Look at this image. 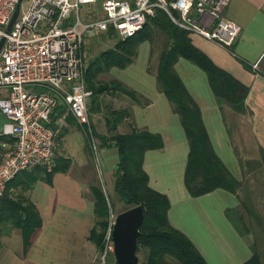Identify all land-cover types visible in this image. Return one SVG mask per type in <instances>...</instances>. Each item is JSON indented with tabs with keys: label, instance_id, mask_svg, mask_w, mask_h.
Returning <instances> with one entry per match:
<instances>
[{
	"label": "crops",
	"instance_id": "1",
	"mask_svg": "<svg viewBox=\"0 0 264 264\" xmlns=\"http://www.w3.org/2000/svg\"><path fill=\"white\" fill-rule=\"evenodd\" d=\"M102 1L96 0L92 4L96 14L99 13L96 17L102 15ZM263 1L230 0L225 9V17L241 27L234 45L236 54L200 35L189 33L193 44L216 65L250 87L245 113H236L228 106L223 109L220 107L208 76L200 67L185 58H180L175 64V71L201 108L214 149L232 174L245 182L253 204L262 217L264 202L258 198L260 191H264V164L257 162L262 160L264 151V75L247 68L245 63H264ZM142 47L145 56L138 59ZM157 65L158 58L152 59L150 45L143 42L132 64L125 69L110 70L113 78L149 100L147 105H138L130 100L126 107H129L131 117L118 127L122 125V133L129 132L131 127H137L161 135L163 147L144 153L143 169L148 175L149 186L169 199V223L193 241L209 264H243L252 256V246L258 236L264 240V227H257L253 220L249 225L254 227L248 233L240 234L227 217L228 209L240 207L241 192L240 197L224 189H216L199 197L190 195L185 184L189 141L179 116L172 112L165 95L157 91ZM64 107L65 111L60 114L53 111L51 126H54L57 133L65 129L60 142H55V156L67 158L69 167L66 172H54L50 182L44 178L36 180L24 193L36 206L41 217V227L26 250L20 229L2 228L4 232L0 237V264L96 262L97 248L88 239L95 222L90 191V185L93 184L91 182L95 181L91 156L85 133L79 125L67 121L70 111ZM6 121V117L0 112V135L3 134ZM9 138L12 141L5 144L12 145L13 138L8 136L7 139ZM102 149L105 168L115 173L117 149L113 146ZM247 161L254 162L247 167L244 166ZM30 170L32 168L26 171ZM19 177L23 175L20 174ZM10 188H15L17 194L22 187L17 185Z\"/></svg>",
	"mask_w": 264,
	"mask_h": 264
},
{
	"label": "trees",
	"instance_id": "2",
	"mask_svg": "<svg viewBox=\"0 0 264 264\" xmlns=\"http://www.w3.org/2000/svg\"><path fill=\"white\" fill-rule=\"evenodd\" d=\"M143 42H148L151 53L158 51L155 73L157 91L165 95L172 112L179 116L189 141L185 184L190 195L199 197L216 189L227 190L237 194L238 197H240L239 192L244 193V196L240 197V207L228 209L227 217L240 234L248 233L251 229L249 223H246V216L254 220L257 227L263 229V217L253 204L249 188L244 181L232 174L214 149L201 108L175 71V64L180 58H185L200 67L207 74L211 89L222 109L228 106L236 113H245L250 87L229 71L216 65L208 55L197 48L189 33L173 23L163 9L155 8L154 14L147 17L140 30L123 40L117 39L112 47L102 50L89 59L85 74V82L91 90L89 115L90 112L98 111L96 106L98 97L107 92L124 95L138 105L149 103L146 97L116 78L107 82L100 79L113 68L125 69L132 64ZM245 66L253 69L248 63H245ZM258 72L264 75V63L259 65ZM54 111L60 114L65 111V107L57 105ZM130 117L129 107L111 109L105 122L109 132L114 133L101 134L94 129V126L92 127L101 148L113 146L117 149L118 162L114 173V189L119 199L126 208L133 206L142 208L144 218L139 228L136 255L140 251L143 252L144 264H209L193 241L169 223L168 197L148 184V175L143 169V156L148 150L163 147L161 135L137 127H131L126 133L118 132V125ZM67 121L83 128L87 149L90 150L85 128L71 113ZM51 127L54 129V126ZM64 130L58 131L56 140L62 136ZM2 152L0 148V157ZM262 160L264 161V151ZM262 160L257 163L264 164ZM54 162L49 169L35 166L30 171H22L8 183L4 195L0 198V237L4 232L2 228L20 229L25 250L31 245L34 234L41 227L42 222L36 206L24 193L36 180L44 178L50 182L54 172L67 171L69 167L67 158L57 155ZM252 162L254 161H247L244 166L250 167ZM20 174L23 177L18 178ZM17 185L22 187L20 192L15 195L6 194L10 187ZM90 191L93 196L95 222L88 239L97 249H101L102 238L108 224L109 206L105 193L98 185H90ZM262 241L259 245V241L256 240L252 246V256L243 264H263L264 240Z\"/></svg>",
	"mask_w": 264,
	"mask_h": 264
},
{
	"label": "built area",
	"instance_id": "3",
	"mask_svg": "<svg viewBox=\"0 0 264 264\" xmlns=\"http://www.w3.org/2000/svg\"><path fill=\"white\" fill-rule=\"evenodd\" d=\"M0 0V112L6 117L3 134L13 138L0 157V198L8 183L35 166L51 168L57 130L50 126L58 104L67 107L85 128L95 159L97 138L88 110L91 90L85 82L88 66L84 36L110 32L125 39L140 30L155 8L163 9L178 27L213 41L236 54L241 33L225 17L230 0H103L101 16L83 20L80 7L96 0ZM19 4L11 28L7 26ZM264 8V1H263ZM259 71V63L251 65ZM29 87V88H28ZM115 221L109 220L102 258L111 250Z\"/></svg>",
	"mask_w": 264,
	"mask_h": 264
},
{
	"label": "rangeland",
	"instance_id": "4",
	"mask_svg": "<svg viewBox=\"0 0 264 264\" xmlns=\"http://www.w3.org/2000/svg\"><path fill=\"white\" fill-rule=\"evenodd\" d=\"M27 4H28V0H22L20 8L21 9L25 8ZM79 13H80V17L83 20L94 19L99 14V13L96 14L95 9H94V5H92V4L82 5L80 7ZM117 39H118L117 34H108V32H104L102 34L95 35L92 37H88L87 35H85L84 36V48L87 51L88 61H89V59H91L92 57L97 55L99 52H101L102 50H105L109 47H112L115 44ZM144 54H145L144 47H142V49H140V56L138 57V59H143V56H145ZM151 57H152V59H157L158 58V51L151 53ZM100 79L107 82V81L113 79V76H111V74L108 73V74L102 75ZM1 96H4V89L3 88H0V97ZM127 103H130V99L124 95H120L117 93H111V92L103 93L102 95H100L98 97V101L96 103V106L98 107V111L90 112L91 124H92V126H94V129L98 133H101V134H112V133H114V132H109V130L106 126L105 118H107L109 116V111L111 109H119V108L126 107ZM89 106H90V99L88 100V109H89ZM118 128H119V129H117L118 132L120 130L122 131V125L119 126ZM82 130H83V128H82ZM83 132H84V130H83ZM1 135L3 137L2 136L0 137V140H1L0 141V148L4 152L7 147H10L9 144H5V142H9L10 139H7L8 135H5V134H1ZM60 138L57 140L55 138L54 139L55 142L57 141L59 143ZM247 140L249 141V139H247ZM97 150H98L97 159H95L94 153L91 152V150H89V152H90L89 154L91 156V166H92V170L94 173L93 177L95 180L91 183L98 185L103 190V192L105 193V195L107 197V202H108V206H109V214H108V218H107V222H108L107 228H108L109 220H110L111 216H113V219L115 221L116 217L121 212L125 211L128 208H126L124 203L119 199V196L114 189V172L113 171L109 172V170H107L105 168L104 161H103L104 149H102L99 146L98 141H97ZM2 153H1V155H2ZM263 163H264V161H263ZM14 189L15 188H13V190H12L10 188V190H8L6 194L15 195ZM242 196H244V195L242 194ZM258 199H260L262 203L264 202V191H260ZM255 208H256V206H255ZM256 210L259 212L258 208H256ZM262 210H264V207H262ZM245 216L246 215H244V217ZM245 220H246L247 224L250 223V221H252L251 218L248 216H246ZM253 227H254L253 225H249V228H253ZM107 228H106V230H107ZM113 228H114V225H113ZM106 230H105V232H106ZM112 234H113V230L111 233V242H112L111 243V250L106 253L104 258H102V255H103L102 248H104V236H103L102 243H101L102 247H101V249H97V256H96L95 264H116L115 245H114ZM104 235H105V233H104ZM262 240L263 239L260 238V236H258L259 245L263 242ZM262 255H263V261H264V254H262ZM137 257H138V264H144L145 259H144L143 252L140 251L138 253ZM263 264H264V262H263Z\"/></svg>",
	"mask_w": 264,
	"mask_h": 264
},
{
	"label": "water",
	"instance_id": "5",
	"mask_svg": "<svg viewBox=\"0 0 264 264\" xmlns=\"http://www.w3.org/2000/svg\"><path fill=\"white\" fill-rule=\"evenodd\" d=\"M18 12L19 4L7 26V31L11 28ZM3 41L4 39H1L0 48ZM143 218L144 216L140 206L130 207L116 217L112 234L115 245L116 264H138L136 245Z\"/></svg>",
	"mask_w": 264,
	"mask_h": 264
}]
</instances>
